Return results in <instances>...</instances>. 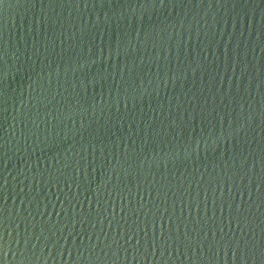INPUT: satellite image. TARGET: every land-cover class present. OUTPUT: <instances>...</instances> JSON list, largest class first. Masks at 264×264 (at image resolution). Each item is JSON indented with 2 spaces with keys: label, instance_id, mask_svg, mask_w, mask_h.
<instances>
[{
  "label": "water",
  "instance_id": "1",
  "mask_svg": "<svg viewBox=\"0 0 264 264\" xmlns=\"http://www.w3.org/2000/svg\"><path fill=\"white\" fill-rule=\"evenodd\" d=\"M0 264H264V0H0Z\"/></svg>",
  "mask_w": 264,
  "mask_h": 264
}]
</instances>
